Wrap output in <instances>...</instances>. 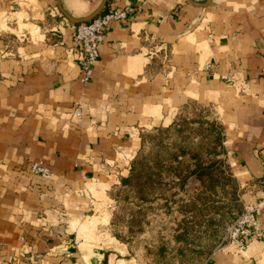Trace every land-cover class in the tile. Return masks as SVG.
I'll use <instances>...</instances> for the list:
<instances>
[{"label":"crops","instance_id":"obj_1","mask_svg":"<svg viewBox=\"0 0 264 264\" xmlns=\"http://www.w3.org/2000/svg\"><path fill=\"white\" fill-rule=\"evenodd\" d=\"M102 1L0 0V264H128L106 227L109 183L140 130L188 99L217 104L235 174L264 178V0H106L99 14L127 15L105 28L84 86L78 23L45 8L82 19ZM151 59L167 62L147 76ZM36 160L49 178L30 172ZM261 224L207 264H264Z\"/></svg>","mask_w":264,"mask_h":264},{"label":"rangeland","instance_id":"obj_2","mask_svg":"<svg viewBox=\"0 0 264 264\" xmlns=\"http://www.w3.org/2000/svg\"><path fill=\"white\" fill-rule=\"evenodd\" d=\"M192 1L199 6L207 2ZM60 11L45 8L52 18L65 16ZM165 62L151 59L145 74L164 69ZM82 111L77 102L76 115ZM221 126L225 136L215 102L188 99L169 123L137 134L126 170L109 183L106 198L112 207L106 227L122 246L126 263L207 264L231 243L228 229L245 204L257 200L264 178L245 180L235 174L225 148L213 144L217 133L223 142ZM259 158L264 161V154Z\"/></svg>","mask_w":264,"mask_h":264},{"label":"built area","instance_id":"obj_3","mask_svg":"<svg viewBox=\"0 0 264 264\" xmlns=\"http://www.w3.org/2000/svg\"><path fill=\"white\" fill-rule=\"evenodd\" d=\"M126 15V8L115 7L75 26L73 40L78 44L80 52L78 64L80 80L83 84L88 83L92 74V66L99 55L98 49L103 40L105 28L112 21L125 19ZM77 113H80V107ZM29 170L43 179L51 176L50 168L42 161L32 162ZM262 218L264 219V185L258 191L257 200L245 204L244 211L228 229V240L239 248H244L249 241L261 238L263 236Z\"/></svg>","mask_w":264,"mask_h":264},{"label":"water","instance_id":"obj_4","mask_svg":"<svg viewBox=\"0 0 264 264\" xmlns=\"http://www.w3.org/2000/svg\"><path fill=\"white\" fill-rule=\"evenodd\" d=\"M189 1H190V2H193L192 0H189ZM105 2H106V0H103L102 3L100 4V6L98 7V9H97L95 12H93L92 14H90V15H88V16L82 18V19H74V18H72L69 14H67L65 11H63V9L61 8V6H60L59 4H58V5H59V8L61 9V11L65 14V16H66L69 20H71V21L74 22V23H81V22H84V21H88V20L92 19L93 17H95L96 15H98V14L101 12L102 7H103V5L105 4ZM208 2H209V0H207V2L204 3V5H206ZM202 5H203V4H202Z\"/></svg>","mask_w":264,"mask_h":264},{"label":"trees","instance_id":"obj_5","mask_svg":"<svg viewBox=\"0 0 264 264\" xmlns=\"http://www.w3.org/2000/svg\"><path fill=\"white\" fill-rule=\"evenodd\" d=\"M173 124H174V122H173L171 125H173ZM221 128H222L221 133H222V135H223V142H221L222 140H221V136H220V134L217 133V134H215L216 136L214 135V138H213V142H214V143H213V144H214V147H217V146H221V147H222V146H223V148H225V147H224V139H225L224 137H225V136H224V132H223V127L221 126ZM196 172H197V171H195L194 174H196ZM191 173H192V172H191ZM203 173H204V172H202V174H203ZM240 214H241V213H240ZM240 214L237 216V218L240 216ZM237 218H236V219H237Z\"/></svg>","mask_w":264,"mask_h":264}]
</instances>
